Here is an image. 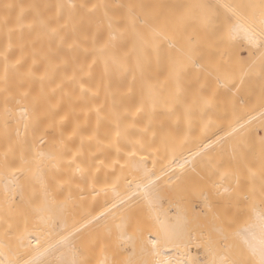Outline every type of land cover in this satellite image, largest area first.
Segmentation results:
<instances>
[{
    "label": "bare ground",
    "instance_id": "obj_1",
    "mask_svg": "<svg viewBox=\"0 0 264 264\" xmlns=\"http://www.w3.org/2000/svg\"><path fill=\"white\" fill-rule=\"evenodd\" d=\"M229 1L0 0V264H260L264 179L245 163L264 152V0L253 18ZM207 156L236 174L221 179Z\"/></svg>",
    "mask_w": 264,
    "mask_h": 264
},
{
    "label": "snow or ice",
    "instance_id": "obj_2",
    "mask_svg": "<svg viewBox=\"0 0 264 264\" xmlns=\"http://www.w3.org/2000/svg\"><path fill=\"white\" fill-rule=\"evenodd\" d=\"M35 7V6H33ZM58 7H63L62 5L58 6ZM70 7H73L72 5H70ZM81 7L83 8H87L89 11H94L96 9H103L106 8L107 6L103 3H96V4H92L90 7L88 5H81ZM132 6H129V9H131ZM260 16H261V24H264V2L261 3L260 5ZM131 15V11L129 13ZM105 15L107 16V13H105ZM202 23L207 24L208 23V17L207 15L202 16L201 18ZM20 26L23 27L24 26V20L23 17L21 16L20 20H19ZM34 24H38L40 28L50 31V32H56L57 29L56 27L45 17H43L39 11L36 12V18L33 21ZM29 27H31L32 25H28ZM109 27L112 28L113 24L111 22V19H109ZM235 29L233 27H229L226 29V31L223 33V35L221 36V39L224 40H230L233 37ZM247 31V30H246ZM151 33L153 35L158 34V29L156 27L151 28ZM249 36V39L251 42H255V35L251 32L247 33ZM261 35L264 36V31L261 32ZM137 38L140 40H146L147 39V35L144 33H137ZM115 36H111L110 40L108 42H106L103 47L100 49L101 53H106L107 50L112 46L111 45V40H114ZM262 47H264V45H262ZM195 55V49L193 47V41L191 38H189L186 42V47L184 49H182V58L180 61H178L179 65H182L185 62H188L192 59V57ZM113 59H115V57H113ZM84 69L83 67L81 68V73H83ZM214 71L215 74L217 75V79L220 78L221 75H224L226 78H234L237 75V70L235 68H229V69H225L223 65H214ZM244 69L241 68L239 70V75L243 76L244 75ZM261 73L264 74V57H262L261 60ZM28 75H31V69H29ZM41 79H44V77H41ZM73 80H76L77 77L74 74L72 77ZM176 79L178 81V74L176 76ZM5 85L7 83L6 81V74H5ZM78 86H79V96L76 97V100H80V101H86L88 99V94L91 93L93 96L96 95L95 92L92 91L91 88H88L85 83L83 82V75L80 76V79L78 81ZM67 95H69L70 98V102L72 101V97H73V93H66ZM38 101H34V103H36ZM73 110H74V104H73ZM137 111H139V109H137ZM25 115H27V110H25ZM64 119H67V116L64 117ZM79 134V126H77V128H75L73 130V135ZM117 135H119V132H117ZM89 139H92V136L88 137ZM117 151H119V149H117ZM135 153L133 152V155ZM201 153H198V155ZM206 155V153H203ZM79 156V152H77L76 154H74L71 159H70V163L75 164L76 167V171L83 173L85 171L84 168L81 167V161L78 159ZM44 155L43 154H38L37 155V159H43ZM50 159L52 157H49ZM99 163L101 164H105V166H107V162L103 159H100L99 157L96 158ZM119 161L117 160L116 163H118ZM5 163H7V159L5 157ZM22 165H28L30 163L29 160L23 159L21 160ZM207 163L210 169H213L215 172H217L220 176L221 179H223L224 177H227L229 175H235L236 174V170L231 166V165H225V163L223 162V160H217L212 158L211 156H207ZM57 166V165H54ZM245 167L247 168L248 174L250 177H254L256 176L257 172H259L260 176L262 179H264V152H262L261 157L259 159L258 162V168L251 163H245ZM219 187V186H217ZM220 195H225L228 194L229 196L232 195V193L228 190V189H224V192L219 193ZM252 195H254V191L251 193ZM261 194L264 195V186H262L261 189ZM211 210V208H210ZM91 243H100L99 238H93L92 241H90ZM226 264H246V262L243 259H237V260H232V261H227ZM260 264H264V251H262V255H261V260H260Z\"/></svg>",
    "mask_w": 264,
    "mask_h": 264
},
{
    "label": "rangeland",
    "instance_id": "obj_3",
    "mask_svg": "<svg viewBox=\"0 0 264 264\" xmlns=\"http://www.w3.org/2000/svg\"><path fill=\"white\" fill-rule=\"evenodd\" d=\"M228 1H229V0H228ZM231 1H234V0H231ZM229 2H230V1H229ZM235 2H236L238 5H240V3L242 2L243 4L241 3V6H239V7L241 8V10H244V9H245V12L248 11V12L250 13V15H252V13H253V12H252V11H253L252 9H253V2H254V0H250V1H248V0H244V2H243V0H236ZM235 2H233V4H232V5H234V7L237 6ZM238 2H239V3H238ZM251 2H252V3H251ZM227 3H228V2H227ZM234 3H235V4H234ZM245 3H246V4H245ZM247 4H248V6H247ZM251 4H252V5H251ZM230 5H231V3H230ZM248 7H249V8H248ZM235 8H236V7H235ZM242 8H243V9H242ZM246 8H248V9L246 10ZM250 8H251V9H250ZM224 9H226V8L224 7ZM224 9H223V12L225 13V14H224L225 17L223 16V13H221V15L224 17V19L226 18V19H225V21L227 20V21H226V24H229L230 21H231L232 19L235 20V16L233 17L234 14H232L231 18H228V16L226 17V13L228 12V11H227L228 9H226L227 12H225ZM229 9H230V8H229ZM231 9H233V8H231ZM237 9H238V6H237ZM238 10H239V9H238ZM241 10H240V11H241ZM249 10H250V11H249ZM251 10H252V11H251ZM233 11H234V10H233ZM241 12H242V11H241ZM241 12H239V13L236 12V13L239 15ZM245 12L243 11L242 14L245 13ZM248 12H247V13H248ZM232 13H233V12H232ZM249 13H248V14H249ZM230 14H231V13H230ZM242 14H240L241 17H242ZM228 15H229V13H228ZM244 15H245V14H243V17H244ZM236 16H237V15H236ZM237 17H240V16H237ZM245 17H247V15H246ZM250 17L253 18V15L250 16ZM227 18H228V19H231V20L228 21ZM248 18H249V16H248ZM250 19H251V18H250ZM234 20H232V21H234ZM228 22H229V23H228ZM232 23H234V22H232ZM232 23H230L229 25H231ZM237 44H238V43H237ZM237 44H236V45H237ZM243 44H244V43H243ZM238 45H240V42H239ZM240 46L242 47L243 45H240ZM243 47H244V49H245L246 51H248V52L245 51V52H246V53H245V52L242 51V50H241L242 52L237 51V49H238L239 47L236 49V51L239 52V53L242 55L243 58H244V57L246 58V56L248 55L247 53H249V49H246L245 46H243ZM243 47H242V49H243ZM239 50H240V48H239ZM245 55H246V56H245ZM247 58H248V57H247ZM247 58H246V60H247ZM259 131H260V133H259ZM257 135H258V137H262V136H263V130H262V129H261V130L259 129V130L257 131Z\"/></svg>",
    "mask_w": 264,
    "mask_h": 264
}]
</instances>
